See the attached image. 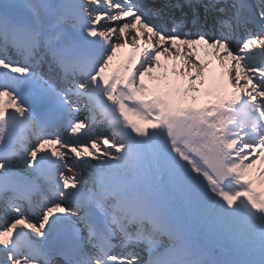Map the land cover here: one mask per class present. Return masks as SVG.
<instances>
[{
    "label": "snow or ice",
    "instance_id": "6c2138e0",
    "mask_svg": "<svg viewBox=\"0 0 264 264\" xmlns=\"http://www.w3.org/2000/svg\"><path fill=\"white\" fill-rule=\"evenodd\" d=\"M0 264H264V0H0Z\"/></svg>",
    "mask_w": 264,
    "mask_h": 264
},
{
    "label": "bare ground",
    "instance_id": "6f19581e",
    "mask_svg": "<svg viewBox=\"0 0 264 264\" xmlns=\"http://www.w3.org/2000/svg\"><path fill=\"white\" fill-rule=\"evenodd\" d=\"M118 53H119V58H120L119 60H120L121 63L126 60L124 56H128L130 54V52H128L126 49H122ZM5 99H8V98L5 97ZM130 119H132L133 121L138 122V123L140 121L138 119V117L132 116L131 114H130ZM26 231H28V230H26Z\"/></svg>",
    "mask_w": 264,
    "mask_h": 264
},
{
    "label": "rangeland",
    "instance_id": "374dc122",
    "mask_svg": "<svg viewBox=\"0 0 264 264\" xmlns=\"http://www.w3.org/2000/svg\"><path fill=\"white\" fill-rule=\"evenodd\" d=\"M118 56V55H117ZM117 64L116 60L113 63V66L115 67V65ZM118 65V64H117ZM139 123H143V121H139Z\"/></svg>",
    "mask_w": 264,
    "mask_h": 264
}]
</instances>
